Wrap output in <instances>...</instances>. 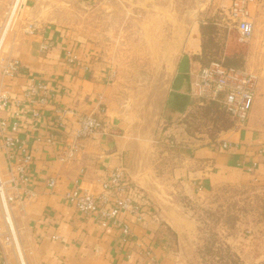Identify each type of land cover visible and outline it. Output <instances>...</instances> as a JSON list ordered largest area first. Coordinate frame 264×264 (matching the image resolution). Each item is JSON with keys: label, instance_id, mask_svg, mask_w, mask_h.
<instances>
[{"label": "crops", "instance_id": "obj_1", "mask_svg": "<svg viewBox=\"0 0 264 264\" xmlns=\"http://www.w3.org/2000/svg\"><path fill=\"white\" fill-rule=\"evenodd\" d=\"M40 1L22 0L12 32V35L19 36L15 56L21 63L22 74L9 79L0 70V88L6 85L12 99L21 98L26 82L25 72L48 80L55 91L54 105L46 106L36 121H30L25 116L20 128V135L26 139L33 156L28 186L32 194H24L20 189L17 191L18 198L11 204L18 234L19 249L16 250L21 264H25L21 248L25 251L27 264H177L178 257L170 247L169 236L163 234L160 225V221L165 219L168 224L171 217L166 203L168 198L177 192L193 196L205 192L216 183H238L256 176L264 177V0H252L247 5L255 31L262 20L263 29L257 35L255 32L252 43L241 50L247 57L244 68L258 74L256 95L246 125L225 133L217 143L200 146L187 155L180 153V163L170 167V178L172 181L179 179L177 185L180 190L163 189L140 137L130 130L124 113L114 101L108 65L95 62L90 56L92 51L82 52V49L76 48L58 25L42 24V13L37 9ZM11 2L0 0V33L3 32V35H6L14 17H8L5 22ZM231 2L211 1L215 8H222L224 13L228 12ZM12 12L15 15L16 11ZM230 31L226 40V54L240 51L230 40ZM42 43L48 44V49L43 53L39 49ZM69 50L77 55V63H66V52ZM199 52L198 32L193 35L190 49H184L178 58L166 107L173 108L172 101L176 96H186L190 101L191 83L201 68L191 55ZM53 106L69 109L75 115H100L107 126L106 130L86 139L83 149L74 159L63 161L58 156L60 146H50L36 140L37 136H45L49 132L60 136V132L54 128ZM188 107L186 103L180 115ZM13 111L14 106L10 103L0 111V117L11 118ZM169 115L175 119L179 114L170 112ZM222 141L228 143L227 148L220 147ZM0 160L4 165L1 152ZM117 166L124 168L135 185L142 189L149 203L144 207L142 221L131 219L130 226L135 235L133 241H123L113 227H100L93 214L79 213L65 198L66 192L75 187L99 192L102 180ZM49 177L56 180L51 189L45 183ZM154 207L159 210L158 215ZM0 264H19L15 252L5 246L0 248Z\"/></svg>", "mask_w": 264, "mask_h": 264}, {"label": "rangeland", "instance_id": "obj_2", "mask_svg": "<svg viewBox=\"0 0 264 264\" xmlns=\"http://www.w3.org/2000/svg\"><path fill=\"white\" fill-rule=\"evenodd\" d=\"M211 1L42 0L37 5L42 24L58 25L76 48L92 51L89 54L95 62L108 65L114 101L130 130L140 137L150 165L166 190H180L179 179L170 178V167L180 163V153L187 155L185 150L190 153L217 143L235 129L219 132L212 142L208 133L214 132V127L206 130L194 122L188 132L181 123L173 122L178 125L175 127L163 120L178 58L184 49H190L193 35L199 32V21L220 18L221 28L226 30L224 47L231 30L230 40L243 54L244 67L247 57L241 50L252 43L255 32L257 35L263 29L262 20L249 39L240 40L228 12L215 8ZM21 5L22 1L6 31L0 53L3 58L18 59L15 47L19 36L12 32ZM7 17L8 14L5 22ZM3 167L0 160V170L5 174ZM154 187L157 189L155 184ZM166 203L171 217L168 224L165 219L160 225L163 234L169 236L177 264H264V177L216 183L193 196L177 192ZM154 211L158 215L159 210L154 207ZM0 225L3 226L2 213ZM8 248L15 252L20 264L16 249ZM21 252L27 264L22 248Z\"/></svg>", "mask_w": 264, "mask_h": 264}, {"label": "built area", "instance_id": "obj_3", "mask_svg": "<svg viewBox=\"0 0 264 264\" xmlns=\"http://www.w3.org/2000/svg\"><path fill=\"white\" fill-rule=\"evenodd\" d=\"M21 1H12L7 12L8 17L14 16L12 9H15V12ZM251 1L232 0L229 6L228 15L235 22L239 39L242 41L249 39L253 33L254 24L249 19L247 9ZM4 40L5 35L1 32L0 53ZM41 49L46 51L48 44L42 43ZM65 60L68 64H75L78 57L69 50L66 52ZM0 70L2 75L9 79L22 74L20 61L11 57L0 56ZM24 77L26 82L21 98L12 99L6 85L0 88V111L5 110L10 103L14 106L11 118L0 117V152L5 170V174L0 170V212L3 218V226L0 225V248L13 246L16 249L17 246L18 238L11 213V204L18 198L17 191L22 189L24 194L29 196L32 194L28 186L33 156L26 139L20 135V128L25 116L30 121H36L42 116L46 106L54 105L52 103L54 86L48 80L40 79L30 72H26ZM257 80L258 74L254 71L227 67L221 62H211L201 67L192 81L190 97H201L219 103L234 121V128L240 129L246 125L250 106L256 95ZM52 111L54 128L60 132V136L49 132L45 136H37L36 140L50 146H60L58 156L63 161L74 159L83 149L86 139L105 132L107 127L100 115L92 113L75 115L69 109L54 106ZM220 147L227 148L228 143L222 141ZM55 182L54 177H49L45 183L47 188L51 189ZM65 198L79 213L93 214L100 227L115 228L123 241H133L135 235L130 226L131 219L135 222L142 221L144 207L149 206L142 189L134 184L121 166L115 167L107 178L102 180L99 192L75 187L66 192ZM148 255L154 260L150 253Z\"/></svg>", "mask_w": 264, "mask_h": 264}, {"label": "trees", "instance_id": "obj_4", "mask_svg": "<svg viewBox=\"0 0 264 264\" xmlns=\"http://www.w3.org/2000/svg\"><path fill=\"white\" fill-rule=\"evenodd\" d=\"M220 18L207 17L199 21L200 52L191 55L201 67L211 62H221L223 65L236 69L244 68V56L241 52L225 53L224 41L226 30L221 28ZM26 73V72H25ZM173 108L166 107L163 110V117L166 124L173 122L181 123L186 131L193 128L192 123L199 122L203 128L214 127V132L208 133L210 139L216 140V135L221 131H228L234 127L233 121L221 105L212 100L201 97L187 98L176 96L172 101ZM188 103V109L180 115L181 109ZM170 112L178 113L175 119L169 115ZM211 143V142H210ZM189 153V150H185ZM187 153V154H188Z\"/></svg>", "mask_w": 264, "mask_h": 264}, {"label": "bare ground", "instance_id": "obj_5", "mask_svg": "<svg viewBox=\"0 0 264 264\" xmlns=\"http://www.w3.org/2000/svg\"><path fill=\"white\" fill-rule=\"evenodd\" d=\"M16 249H18V240H17V246H16Z\"/></svg>", "mask_w": 264, "mask_h": 264}]
</instances>
